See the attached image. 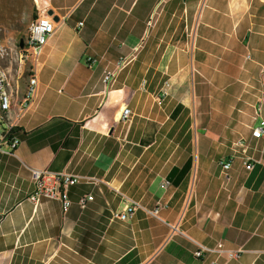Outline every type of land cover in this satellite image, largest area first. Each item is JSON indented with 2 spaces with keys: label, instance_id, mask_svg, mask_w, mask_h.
Returning <instances> with one entry per match:
<instances>
[{
  "label": "crops",
  "instance_id": "0c3cea01",
  "mask_svg": "<svg viewBox=\"0 0 264 264\" xmlns=\"http://www.w3.org/2000/svg\"><path fill=\"white\" fill-rule=\"evenodd\" d=\"M33 1L54 33L18 145L0 152V264H264V138L250 137L264 0ZM31 170L95 181L68 190L63 214L28 201ZM122 196L142 208L125 221ZM196 245L241 253L194 259Z\"/></svg>",
  "mask_w": 264,
  "mask_h": 264
},
{
  "label": "built area",
  "instance_id": "2783aa9c",
  "mask_svg": "<svg viewBox=\"0 0 264 264\" xmlns=\"http://www.w3.org/2000/svg\"><path fill=\"white\" fill-rule=\"evenodd\" d=\"M81 26V23H79ZM54 33L53 20L42 14L33 20L27 29L26 48L21 50L19 65H16L18 69L28 64V76L26 83V97L16 98L12 84H8V75L11 74L12 67H8V59L10 57V51L13 47H8V43L5 42L1 35L0 29V109H4V117H0V152L4 147L8 148L11 152L15 150L18 145V141L14 136V128L17 126L18 121L22 114L31 106L36 93V83H29V76H35V68L37 64V57L47 42ZM248 58V57H247ZM122 64L120 60L117 67ZM115 72H107L102 82L107 83L113 78ZM258 91L253 104V119L257 121V125L251 128L250 137L254 140L264 138V118H262V112H264V66L259 71V83ZM170 84L164 82L160 89L159 99L163 100L168 96ZM16 101V103H15ZM130 111L123 108L121 113V121L129 122ZM235 150L240 149V158L244 170H252V158L247 155V143L243 140H239L233 144ZM232 153L229 157L220 162V169L222 173L226 174L236 156ZM31 178L33 180V191L28 196V201L33 205H37L42 200L57 201L60 205L61 212L67 213L71 207V201L68 196V190L79 184H92L95 179L90 177L79 176L69 173H49L45 171L31 170ZM168 182L164 181V185ZM125 205L123 211L120 214H115L114 217L117 220L125 221L132 217L133 212L137 209H142L138 203L130 201L126 197L122 196ZM93 197L91 195L82 196L78 198L77 205L80 208H84L87 203L91 202ZM159 206L154 209L144 212L147 215L157 218ZM210 253H225L227 260H235L239 257L241 251H222L219 249H210L205 246L196 245V249L193 251L192 256L194 259H199L205 254Z\"/></svg>",
  "mask_w": 264,
  "mask_h": 264
},
{
  "label": "rangeland",
  "instance_id": "374dc122",
  "mask_svg": "<svg viewBox=\"0 0 264 264\" xmlns=\"http://www.w3.org/2000/svg\"><path fill=\"white\" fill-rule=\"evenodd\" d=\"M86 3L91 0H84ZM190 3L193 0H185ZM34 6L33 0H0V29L1 35L5 42L8 43V47H13L11 53L14 55L15 51L20 53V50L17 49V42L19 37V30H21V34L26 37L27 29L29 25L30 13L31 9ZM35 7V6H34ZM17 26V28H16ZM180 45H185V43H180ZM20 55V54H19ZM18 61L13 62L12 65H8V67H12L11 74L12 76V90L15 97L20 98L22 92L25 89L27 83V77L25 74L28 73V64L18 69L16 65H19ZM197 77L191 79L192 86L198 82Z\"/></svg>",
  "mask_w": 264,
  "mask_h": 264
},
{
  "label": "bare ground",
  "instance_id": "6f19581e",
  "mask_svg": "<svg viewBox=\"0 0 264 264\" xmlns=\"http://www.w3.org/2000/svg\"><path fill=\"white\" fill-rule=\"evenodd\" d=\"M20 54V55H19ZM17 53V51H15L14 55L11 53L10 51V57L8 59V65H12L13 62H18L20 61V56H21V52ZM12 74L8 75V84H12ZM29 83H36V77L35 76H29ZM26 97V87L24 89V91L22 92L20 98H25ZM17 98V97H16ZM0 117H4V109H0Z\"/></svg>",
  "mask_w": 264,
  "mask_h": 264
},
{
  "label": "trees",
  "instance_id": "16d2710c",
  "mask_svg": "<svg viewBox=\"0 0 264 264\" xmlns=\"http://www.w3.org/2000/svg\"><path fill=\"white\" fill-rule=\"evenodd\" d=\"M29 16H30V19H29V24H30L33 20H35L37 18V11H36L34 6L32 7L31 13H30ZM16 28H17V26H16ZM18 30H19L18 31L19 32V37H18V42H17V49L20 50V52H21V50H24L26 48V38H27V36L24 37L21 34V30H22L21 28L18 29ZM20 45H21V47H20ZM25 76L27 77L28 74H25Z\"/></svg>",
  "mask_w": 264,
  "mask_h": 264
},
{
  "label": "water",
  "instance_id": "95a60500",
  "mask_svg": "<svg viewBox=\"0 0 264 264\" xmlns=\"http://www.w3.org/2000/svg\"><path fill=\"white\" fill-rule=\"evenodd\" d=\"M20 47H21V45H20Z\"/></svg>",
  "mask_w": 264,
  "mask_h": 264
}]
</instances>
